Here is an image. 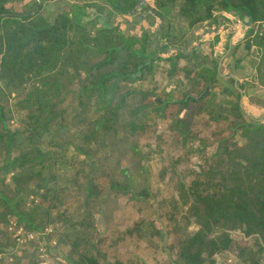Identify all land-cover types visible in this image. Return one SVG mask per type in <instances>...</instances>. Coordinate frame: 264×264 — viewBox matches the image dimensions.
<instances>
[{"label":"trees","instance_id":"trees-1","mask_svg":"<svg viewBox=\"0 0 264 264\" xmlns=\"http://www.w3.org/2000/svg\"><path fill=\"white\" fill-rule=\"evenodd\" d=\"M18 1L0 0V224L50 226L62 264H217L233 248L235 264H264V121L217 56L175 44L218 13L263 20L264 0H135L184 22L156 50L144 28H89L96 4L46 20L39 0ZM127 2L110 0L121 14ZM247 35L264 85V29ZM14 247L0 228V264L37 263Z\"/></svg>","mask_w":264,"mask_h":264},{"label":"crops","instance_id":"crops-1","mask_svg":"<svg viewBox=\"0 0 264 264\" xmlns=\"http://www.w3.org/2000/svg\"><path fill=\"white\" fill-rule=\"evenodd\" d=\"M39 1L41 4L40 13L43 15L46 13L44 15L46 17L54 16L56 13L75 5L96 4L100 9L98 11H88L87 8V15L84 18V22L87 23L89 19H95V25L97 27L107 26L108 24L112 25L113 21L111 19L108 20L109 18L107 19L104 16V12L106 15L110 12V16L117 15V12L112 8L113 5L110 3V0ZM49 12L51 13L47 15ZM242 15L234 11L222 12L218 13L209 21H203L194 25L187 33H190L195 43L185 49H193L197 52H205V54L208 52L213 53L215 56H220L219 69L221 72L222 67L227 70L226 73L222 72L224 79L233 80L234 84L241 91L243 106L246 105L248 111L252 112L255 116L256 114L262 115V121H264V85L259 83L257 62H255L257 57L255 54L257 51L254 46L251 47L250 52L244 47V44L250 39L246 32L247 29H251V23L246 13H242ZM126 21V19H123L121 23ZM128 22L125 26L128 25L127 29L130 27L128 34H132L133 25ZM121 23L119 24V29L124 32L125 26H121ZM233 47H236V49L233 50ZM236 52L239 55H236Z\"/></svg>","mask_w":264,"mask_h":264},{"label":"rangeland","instance_id":"rangeland-1","mask_svg":"<svg viewBox=\"0 0 264 264\" xmlns=\"http://www.w3.org/2000/svg\"><path fill=\"white\" fill-rule=\"evenodd\" d=\"M32 2H33L32 0H20L16 3H14L15 5L13 7L9 6V9L12 11L13 10L14 11H21V10H23L24 5L30 4ZM38 8H39V6H38ZM87 8H88V11H95V10L98 11L99 6L97 5V7H96V6L89 5L85 8V10H87ZM126 8H127L126 11L128 13L126 12L124 14H121L118 11H116V8H114V11L117 12L116 13L117 15L110 16L109 14L106 15L105 12L103 14H105L104 16H106L107 19L109 18L108 20L111 19L113 21L112 24L118 23V25H119L123 19H126L127 20L126 22L121 23V26H125V24H127L128 20H129L128 23H131L133 25V29L131 28L132 34L138 35L141 31V28L146 29L147 32L150 33V35L152 37V40H153L152 48H155V50H156V48H158V46L160 44L158 41V36H159L158 34L163 33V31L166 28H168V25L173 26V28L175 27L176 28L175 32H177V26H178V28H180L179 25L184 24V22L177 17L176 10L172 11V13L169 16L167 21L162 20V23H160V20L155 15H153L148 10H146L143 6H141V3L137 6V2H135V0H132L131 3H129V0H128ZM66 11H67V9H66ZM50 13L51 12L47 13V15H49ZM240 14L242 15V13H240ZM49 19H50L49 17L46 18V20H49ZM93 23H95V19H89V21L86 23V25L89 28L90 27L93 28V26H92ZM127 26L128 25H126L124 27V33L125 34H128L129 30H130V27H128V29H127ZM249 30L250 29H247V32ZM161 41L163 42V39H161ZM165 43L168 45L171 44V42H169L168 40ZM194 43H195L194 38L191 37L190 33H186L185 37L182 40L178 41V44H177V41L175 42L176 46L178 45L182 48L190 47ZM255 50L257 51V49H255ZM155 53L158 56H163V57L167 56V55H163L162 53H159L157 51ZM167 53L169 55L173 54L171 50H169ZM197 53L199 55H202V56H208L210 54L208 52L206 54H205V52H197ZM237 54H238V52H236V55ZM255 56H257L256 60L259 59L258 54H255ZM217 57L220 60V56H217ZM231 65H232V63H231ZM222 72L226 73L227 70H225V68L222 67ZM0 84H2V82H0ZM242 102H243V100H242ZM244 108L246 109V111L250 115H253L252 112L248 111L246 105L244 106ZM253 116H255V115H253ZM255 117H258L260 120L263 119V116L262 115L260 116V114L259 115L256 114ZM16 121H17L16 117L14 116L13 122H16ZM66 155L69 158H72L74 156V151L70 148L67 150ZM13 174L14 173H8L6 175L8 182H11V177ZM182 222L184 223V221H182ZM0 228L7 229L8 232L11 233L12 238H14V241H15L14 250L16 252H18V251L20 252L22 250L34 252L36 254V262H37L36 264H62L63 262H66V260H65V255H66L65 254V248H63L57 242L54 230L50 226H47V228H45L43 232L36 233V235L34 234V236L30 239L24 237L25 233L23 231L19 232L20 228L17 227L11 221L8 224L1 223ZM196 228H197V226H195L194 224H189L187 234H191L192 232H194L196 230ZM234 236L238 237V234L234 233ZM47 237H49V239H47ZM8 250L10 251V249H7L5 252L0 253V256H9L10 253L8 252ZM235 253H236L235 248H233L227 252H224L222 255H220L218 257L217 264H235V262H237ZM23 262L25 263L26 260L23 259Z\"/></svg>","mask_w":264,"mask_h":264},{"label":"built area","instance_id":"built-area-1","mask_svg":"<svg viewBox=\"0 0 264 264\" xmlns=\"http://www.w3.org/2000/svg\"><path fill=\"white\" fill-rule=\"evenodd\" d=\"M250 27H255L256 30H259V29H264V19L263 20H258L256 22H254L253 24L251 23ZM23 231L21 228L19 230V232ZM25 236L26 238L30 239L34 236V234L36 235V233H31V232H25Z\"/></svg>","mask_w":264,"mask_h":264},{"label":"water","instance_id":"water-1","mask_svg":"<svg viewBox=\"0 0 264 264\" xmlns=\"http://www.w3.org/2000/svg\"><path fill=\"white\" fill-rule=\"evenodd\" d=\"M121 2H122V0H121ZM140 3H141V1H137V6H138ZM154 15L157 16L156 14H154ZM157 18L160 20V23H162V19L159 18L158 16H157ZM205 93H206V92H204L201 96H203Z\"/></svg>","mask_w":264,"mask_h":264}]
</instances>
